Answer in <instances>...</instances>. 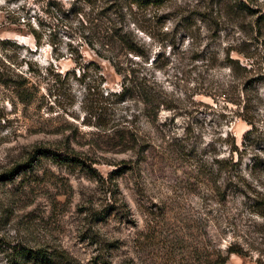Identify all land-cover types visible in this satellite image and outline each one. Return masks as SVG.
I'll return each mask as SVG.
<instances>
[{"label": "rangeland", "instance_id": "1", "mask_svg": "<svg viewBox=\"0 0 264 264\" xmlns=\"http://www.w3.org/2000/svg\"><path fill=\"white\" fill-rule=\"evenodd\" d=\"M46 4L0 2V264H264V0H119L121 75Z\"/></svg>", "mask_w": 264, "mask_h": 264}, {"label": "trees", "instance_id": "2", "mask_svg": "<svg viewBox=\"0 0 264 264\" xmlns=\"http://www.w3.org/2000/svg\"><path fill=\"white\" fill-rule=\"evenodd\" d=\"M165 0H127L128 3L133 4L137 8H144L146 6H161ZM109 2V7L97 6V3ZM119 0H116L114 6H112V0H73L69 9L65 8V5L61 0H47L44 14L49 21H56L57 23H66L70 29L73 30L72 21L76 20L79 23V27L74 30V34L88 47H90L95 54L104 60H107L116 74L121 75L122 72H133L132 68L128 69V66L123 67L122 56L132 55L134 57L143 58L145 53L132 39H125L118 36L120 40H117L116 33L113 34L112 30V8L119 9ZM89 7V11L85 12L84 9L77 4ZM85 24V26H84ZM32 38L38 43L41 39L40 34L29 26L28 32ZM117 51H121L123 55H119ZM120 57V58H119ZM126 58V57H125ZM131 62V60H128ZM127 62V63H128ZM1 65L5 69L1 62ZM130 67V66H129ZM6 70V69H5ZM12 74V73H11ZM9 73H3L0 71V85L11 88L17 96L20 103L29 102L30 96L23 90L24 84H16L11 81ZM130 83V84H129ZM123 81L121 84V91L118 95L120 100L135 99L133 95L135 86L129 82ZM141 87V84H140ZM143 89V88H142ZM138 101L144 105H157L160 102L156 98V95L144 92ZM14 256L11 260L12 264H21V262H33L35 264H71L70 258L65 252L59 251L50 253L46 250H28L20 248L14 250ZM229 254L241 255L238 250H233L231 247L228 249ZM16 256V257H15Z\"/></svg>", "mask_w": 264, "mask_h": 264}, {"label": "snow or ice", "instance_id": "3", "mask_svg": "<svg viewBox=\"0 0 264 264\" xmlns=\"http://www.w3.org/2000/svg\"><path fill=\"white\" fill-rule=\"evenodd\" d=\"M0 2H3V0H0Z\"/></svg>", "mask_w": 264, "mask_h": 264}]
</instances>
